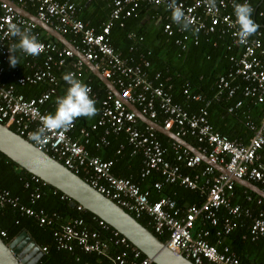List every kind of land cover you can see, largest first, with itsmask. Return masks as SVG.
Returning <instances> with one entry per match:
<instances>
[{
    "label": "built area",
    "instance_id": "obj_1",
    "mask_svg": "<svg viewBox=\"0 0 264 264\" xmlns=\"http://www.w3.org/2000/svg\"><path fill=\"white\" fill-rule=\"evenodd\" d=\"M10 1L27 10L29 6L33 7L40 20L64 36L72 35L74 39L71 42L76 50L116 86L124 99L116 97L108 89L101 99L94 89L90 70L74 50L56 40H46L45 32L37 24L18 14L9 4L0 2V123L13 129L75 174L84 176L82 178L93 188L115 201L137 220L145 216L150 218L154 233L166 236V244L194 264H242L231 247L224 246L220 249L219 245L223 238L231 235L241 225H248L252 241L264 238V209L257 213L249 207L235 204V182L231 177L217 171L199 155L174 141V161L167 159V152L158 132L140 121L125 102L135 105L144 116L162 125L165 130L184 139L191 137L196 140L202 155L207 156L213 164L223 166L230 175L262 185L264 112L259 122L247 117L246 126L252 132L249 142L240 138L231 139L219 133L209 118L208 107L212 99L209 101L204 95L193 93L187 86L183 92L187 102L191 100L205 103L197 111L191 112L186 105L174 100L170 79L163 80L160 72L155 74L154 79L151 78V61L145 53L138 51L140 46H132L130 55L123 56L113 46L111 32L116 24L124 28L126 20L137 16L140 5L147 3L165 9L167 16L163 31L168 36L177 34L179 37L176 44L183 49L189 43L197 45L201 34L219 32L228 35L232 39V45L228 49L234 48L238 52L230 58L232 68L219 77L213 99L216 102L230 100L241 91L245 98L264 104V28L255 21V18H264V0H255L261 2V8L252 0H247L257 28L243 43L237 36L238 26L233 8L235 3H244L245 0H176L177 6L190 20L187 30L172 21L168 0H110V14L100 28L79 18V9L73 0ZM213 3L215 7H212ZM11 24L28 29L29 34L34 35L41 44L38 55L23 53L29 70L26 75H18L17 71L8 69L9 49L18 39L11 33ZM128 38L143 41L142 37L138 38L134 33L129 34ZM66 73H71L88 86L95 106L101 104L100 117L89 127L80 128V137L75 136L79 119L76 118L67 128L49 130L41 142L37 143L30 139V133L38 129L41 116L55 111L54 97L59 88L68 86L62 79ZM6 74L12 75L13 83L5 81ZM239 82L241 85L237 84ZM28 85H45L46 89L36 97L27 98L18 92V87ZM242 106L243 101L239 100L228 108V113L232 114ZM99 128H104V135L95 142L97 149L109 145L108 136L112 133H125L133 155L143 156L141 176L146 178L153 172H158L164 178V181L155 184L156 190L161 192L164 183L178 184L199 192L203 202L184 209L170 197L152 201L150 191H143L131 179L116 177L113 174L115 160H104L92 155L87 148L90 138ZM124 149L121 146L117 154L120 155ZM202 165L205 167L202 168ZM186 168L193 173L185 174ZM31 180L36 184L42 181L34 175ZM26 187H30L29 182ZM41 197V187L36 188L30 198L31 206L19 205L18 197H13L9 190L0 189V207L19 206L22 214L33 218L41 226H52L60 220L58 213L49 214L44 209L35 210L32 207ZM62 199L69 200L65 195ZM248 200L252 201V198L248 197ZM263 201L262 198H257V205L261 206ZM82 209L78 205V210ZM97 221L103 229H110L105 221L100 218ZM209 227L213 228L214 233ZM112 232L111 239H102L99 232L89 230L85 221L77 218L62 224L55 231L54 237L59 250L73 251L76 245L86 253L107 255L110 248L115 246L123 248V251L113 256V264H154L148 258L143 259L142 252L126 237L116 230ZM213 234L217 238L216 244L210 242ZM1 236L6 237V233L2 232ZM41 251L45 254L48 249L43 247ZM129 253L133 259L128 257Z\"/></svg>",
    "mask_w": 264,
    "mask_h": 264
},
{
    "label": "trees",
    "instance_id": "obj_2",
    "mask_svg": "<svg viewBox=\"0 0 264 264\" xmlns=\"http://www.w3.org/2000/svg\"><path fill=\"white\" fill-rule=\"evenodd\" d=\"M252 2L261 8L260 1L252 0ZM28 10L35 14L33 7L29 6ZM166 16L167 12L163 7L142 3L137 16L128 18L124 28L120 27L119 24L114 26L111 32L113 46L123 56L130 55V48L132 46H140L138 51L145 53L151 61V78L154 79L155 74L160 72L163 74V80L170 79L173 85L172 94L176 102L186 105L187 109L191 112L197 111L205 105V103L199 101L188 100L187 102L183 92L188 86L193 93L204 95L208 100L212 99L208 107L209 118L216 131L231 139L240 137L247 139L252 135L246 126L247 117H251L259 122L264 112V104L255 103V101L245 98L241 91L230 100L216 102L213 99L217 90L219 77L226 74L232 68L230 58L238 52L234 48L228 49L232 45V39L228 35H223L219 32L208 35L201 34L197 45L191 43L186 49H182L181 46L176 44L177 34L168 36L163 31V23L165 22ZM83 21L85 20L83 19ZM255 21L260 27L264 28V18H255ZM131 33L136 34L138 38L142 37L143 41L129 39L128 36ZM44 35L46 40L55 41L47 34L44 33ZM67 37L70 41L74 39L72 35H67ZM17 40H15V43ZM148 53L150 54L148 55ZM13 55L17 62L19 61L20 66H12L9 62L8 69L13 72L17 71L18 75H26L28 72L23 71L26 63L23 52L17 49ZM64 70L66 71L67 68ZM89 73L93 78L94 89L102 99L106 94L107 87L92 72L89 71ZM4 79L8 83L14 82L11 74H6ZM237 84H240V82ZM39 87L30 85L19 87L18 92L23 93L27 98L36 97L44 88ZM67 87L59 88V92L54 97V100L58 96H62ZM239 100L243 101V106L234 113L229 114L228 108L235 105ZM95 107L97 111L94 116L90 118L78 117V130H76L75 136H78L77 134L80 128L89 127V120H95L97 122L100 117L101 104L98 103ZM234 128L239 129L235 130ZM102 135H104V128H99L90 138L87 148L91 154L99 156L104 160H115L113 174L118 178L131 179L143 191H150L152 201L158 200L161 197H171L181 207L203 202L197 191L190 190L178 184L164 183L163 190L159 192L154 186L157 182L164 181V178L158 172H153L146 178L141 176L143 156L141 154L133 155L132 148L128 145L126 134L121 133L116 135L112 133L108 136L110 141L109 145L97 149L94 144ZM158 137L166 149L167 159L174 161L175 152L172 147L173 141L160 133H158ZM185 139L196 147H199L193 138L187 137ZM122 144H127L128 148L124 149L118 155L117 151ZM261 154L264 157V148ZM204 167L205 165H202V168ZM184 173L192 174L193 171L186 168L184 169ZM80 176L84 178V176ZM31 177L32 175L29 172L0 152V189L9 190L13 197H18L19 205L31 206V195L36 188L41 187L42 197L32 207L35 210L44 209L49 214L54 212L58 213L60 220L52 226H41L33 218L22 214L19 206L6 205L5 207H0V235L2 232L6 233V237H2L5 243H11L22 232L26 231L41 248L47 247L48 249L40 264H113V256L121 253L123 248L113 246L107 255L105 253H86L76 245H74L73 251L59 250L57 248L54 233L57 229L61 228L62 224L70 220L77 218L83 219L89 230L99 232L100 237L105 240L113 237L112 231L114 229L111 226L109 230L103 229L98 224V217L93 213L85 209L78 210V206L72 208L70 206V200L62 199L64 196L62 192L48 184L44 186V182L42 181L36 184L31 180ZM27 182L30 183V187L28 188L26 187ZM255 183L264 189V185L259 182ZM235 192L236 198H234V203L250 207L257 213L261 209H264V201L261 206L247 201V195L255 199L258 198L256 194L237 184H235ZM138 221L144 227L154 232L152 225H150V218L145 216ZM209 230L214 233L213 228L209 227ZM158 237L162 242H167L166 236ZM210 242L212 244L217 243V238L214 234L211 236ZM224 246L231 247L242 264H264V238L258 241H252L246 225L244 227L242 225L239 226L231 235L223 238L219 248L222 249ZM258 247L261 248L262 254L259 253L260 250ZM128 257L133 259L130 253ZM142 257L143 259L146 258L144 254H142Z\"/></svg>",
    "mask_w": 264,
    "mask_h": 264
},
{
    "label": "water",
    "instance_id": "obj_3",
    "mask_svg": "<svg viewBox=\"0 0 264 264\" xmlns=\"http://www.w3.org/2000/svg\"><path fill=\"white\" fill-rule=\"evenodd\" d=\"M0 2L9 4L18 14L37 24L49 37L74 50L77 57L84 62L92 74L108 90L112 91L116 97L124 99L116 86L110 80L104 78L101 71L88 61L81 52L76 50L75 45L67 36L62 35L40 20L34 13L13 1L0 0ZM125 103L144 124L184 148L189 149L195 155H199L206 164H210L217 171L230 176L237 185L264 200V189L256 183L230 175L223 166L210 162L207 156H203L195 145L179 137L174 132L165 130L162 125L144 116L135 105L128 102ZM0 152L31 175L40 178L44 183L62 192L69 198L72 208L79 205L105 221L114 230L126 237L154 264H194L183 254L171 249L165 242H162L154 232L144 227L133 215L115 201L97 191L82 177L69 170L48 153L39 150L32 142L2 123H0ZM43 257L44 253L41 251V247L26 231L22 232L9 244L5 243L0 235V264H38Z\"/></svg>",
    "mask_w": 264,
    "mask_h": 264
},
{
    "label": "clouds",
    "instance_id": "obj_4",
    "mask_svg": "<svg viewBox=\"0 0 264 264\" xmlns=\"http://www.w3.org/2000/svg\"><path fill=\"white\" fill-rule=\"evenodd\" d=\"M168 8L171 12V19L180 25L184 30L190 26V20L185 12L176 4V0H168ZM215 7V4H212ZM235 23L238 26L237 36L241 43L256 31L257 25L252 19V8L245 0L244 3H235L233 8ZM13 36L18 40L10 46L9 61L12 66L17 64L13 53L19 49L23 53L36 56L41 51V44L34 35H30L28 29H21L16 24L9 25ZM68 87L62 96H58L55 101V111L40 117V125L35 132L30 133V139L39 143L45 134L52 129L67 128L78 117H92L97 109L95 101L89 95V88L82 81L74 78L71 73L62 76Z\"/></svg>",
    "mask_w": 264,
    "mask_h": 264
},
{
    "label": "crops",
    "instance_id": "obj_5",
    "mask_svg": "<svg viewBox=\"0 0 264 264\" xmlns=\"http://www.w3.org/2000/svg\"><path fill=\"white\" fill-rule=\"evenodd\" d=\"M78 9H79V18L80 19H84L85 21L89 22L92 26L96 27V28H100L102 26V24L108 19V16L110 14V11H111V1L110 0H73ZM46 34V33H45ZM179 37V36H178ZM178 39V38H177ZM191 43H189L190 45ZM188 45V46H189ZM182 48V47H181ZM183 49V48H182ZM25 57V55H24ZM25 60H27V58L25 57ZM20 66V63L19 61L17 62L16 66ZM23 71H26V72H29L28 68L26 67V63H25V67H24V70ZM31 86V85H30ZM40 86L39 88H43V91L46 89V86L45 85H38ZM64 87V86H63ZM19 88V87H18ZM42 92V91H41ZM35 97V96H34ZM56 100H54L55 102ZM210 101V99H209ZM98 121V120H97ZM90 123L93 124V123H96L95 120L91 121L89 120L88 121V126H90ZM235 130L239 129V128H234ZM243 130V129H242ZM250 131V130H249ZM251 132V131H250ZM249 134V132H248ZM252 134V132H251ZM78 136L77 137H80L79 134H77ZM252 136V135H251ZM251 136H249L247 139L243 138V137H240V139H242L243 141L245 142H249ZM121 146H124L125 149L128 148L127 144H122ZM120 146V147H121ZM198 148V147H197ZM255 183V182H254ZM236 184V183H235ZM165 185V184H164ZM247 190V189H246ZM194 191V190H193ZM199 193V192H198ZM236 193V192H235ZM200 194V193H199ZM248 197H251L252 198V201L248 200ZM171 198V197H170ZM236 198V197H235ZM260 198V197H258ZM247 201L248 202H254L256 205H257V198H253L252 196L250 195H247ZM234 202V200H233ZM178 203V202H177ZM196 204V203H194ZM235 204H239V203H235ZM179 205V204H178ZM192 205V204H191ZM242 205V204H240ZM180 206V205H179ZM189 205H184L182 208H186L188 207ZM243 206V205H242ZM258 206V205H257ZM181 207V206H180ZM243 207H247V206H243ZM250 208V207H249ZM244 227V225H242ZM239 228V227H238ZM247 230L249 231L248 229V225H247ZM258 249L260 250L259 253L262 254V250L260 247H258ZM261 258V257H260ZM259 258V260H260Z\"/></svg>",
    "mask_w": 264,
    "mask_h": 264
}]
</instances>
